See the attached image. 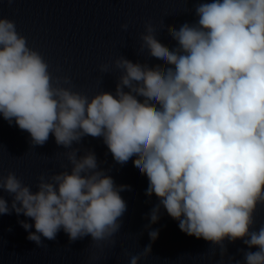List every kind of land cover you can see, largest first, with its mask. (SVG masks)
<instances>
[{
  "label": "clouds",
  "instance_id": "9594fccd",
  "mask_svg": "<svg viewBox=\"0 0 264 264\" xmlns=\"http://www.w3.org/2000/svg\"><path fill=\"white\" fill-rule=\"evenodd\" d=\"M195 12V24L168 28L177 42L171 49L146 22L141 49L164 66L120 56L115 94L92 98L73 91L69 77L53 76L15 22L0 18V114L26 130L32 146H43L51 133L71 149L65 153L71 171L41 174L36 192L11 171L0 176V189L12 196L10 206L0 197V214L32 218L35 232L27 221L18 223L37 247L61 229L70 242L90 235L97 246L115 244L127 210L120 192L130 186H117L93 152L77 158L73 143L91 136L103 138L118 164L137 157L133 164L149 181L146 195L159 198L146 229L162 206L182 232L218 246L221 264L226 239L258 246L241 250L243 264H264V226L250 231L264 204V0H212ZM158 234L149 231L152 241ZM150 254L151 245L140 255L125 253L129 264Z\"/></svg>",
  "mask_w": 264,
  "mask_h": 264
}]
</instances>
